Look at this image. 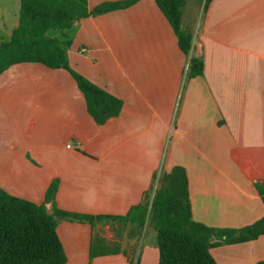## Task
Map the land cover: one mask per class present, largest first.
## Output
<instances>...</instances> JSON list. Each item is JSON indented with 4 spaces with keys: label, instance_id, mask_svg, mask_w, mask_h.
I'll return each mask as SVG.
<instances>
[{
    "label": "crops",
    "instance_id": "1",
    "mask_svg": "<svg viewBox=\"0 0 264 264\" xmlns=\"http://www.w3.org/2000/svg\"><path fill=\"white\" fill-rule=\"evenodd\" d=\"M124 0H89V8ZM188 0L182 24L194 34L189 59L154 0L77 22L67 32L71 68L123 101L99 126L66 70L16 65L0 76V188L88 216H126L151 201L162 175L185 169L194 221L242 229L264 217V0ZM20 0H0V44L18 27ZM83 50H86L83 52ZM70 144L71 148L67 145ZM128 223L62 220L66 264H159L157 233L146 243ZM152 230V229H151ZM100 235L117 254L91 258ZM217 264L264 262V236L211 249Z\"/></svg>",
    "mask_w": 264,
    "mask_h": 264
},
{
    "label": "trees",
    "instance_id": "2",
    "mask_svg": "<svg viewBox=\"0 0 264 264\" xmlns=\"http://www.w3.org/2000/svg\"><path fill=\"white\" fill-rule=\"evenodd\" d=\"M141 0L107 2L93 10L89 0H20L18 27L0 44V76L16 65L40 64L51 70H66L84 95L87 110L99 126L120 116L123 101L74 71L68 59L72 40L67 32L86 18L125 10ZM171 25L183 54L189 59V78L203 76L204 62L192 56L194 34L182 24L188 0H154ZM205 9L216 0H202ZM60 32V36H51ZM59 188L52 183L45 200L33 203L0 188V264H66L67 255L57 234L60 221L132 223L142 231L157 233L159 264H217L211 249L237 245L264 236V217L242 229H217L194 221L189 181L184 168L176 167L159 179L151 201L132 208L126 216H88L66 212L53 203ZM264 203V183L256 185ZM120 246L100 235L93 238L91 258L117 254ZM257 264H264L259 262Z\"/></svg>",
    "mask_w": 264,
    "mask_h": 264
},
{
    "label": "rangeland",
    "instance_id": "3",
    "mask_svg": "<svg viewBox=\"0 0 264 264\" xmlns=\"http://www.w3.org/2000/svg\"><path fill=\"white\" fill-rule=\"evenodd\" d=\"M195 9H196V2H195V0H191L190 3H189V10L191 11V13H194ZM60 34H61L60 32H51V36H60ZM151 229H152L151 227H149L147 229V236H145L146 243L148 242L149 235L153 231V229L152 230Z\"/></svg>",
    "mask_w": 264,
    "mask_h": 264
},
{
    "label": "built area",
    "instance_id": "4",
    "mask_svg": "<svg viewBox=\"0 0 264 264\" xmlns=\"http://www.w3.org/2000/svg\"><path fill=\"white\" fill-rule=\"evenodd\" d=\"M85 51H86V50H83V52H85ZM67 147H68V148H71V145H70V144H68V145H67Z\"/></svg>",
    "mask_w": 264,
    "mask_h": 264
}]
</instances>
